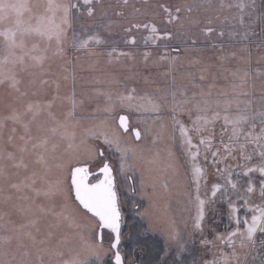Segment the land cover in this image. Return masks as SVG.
<instances>
[{
  "label": "snow or ice",
  "instance_id": "obj_1",
  "mask_svg": "<svg viewBox=\"0 0 264 264\" xmlns=\"http://www.w3.org/2000/svg\"><path fill=\"white\" fill-rule=\"evenodd\" d=\"M128 5L129 0H122V5L118 0L117 7ZM156 7L162 10L167 24L178 25L175 33L158 27L159 12L135 6L127 15L113 11L112 16L125 21L121 23L109 15L102 0H0V85L21 97L26 93L20 91V80L14 71L18 65L21 71L43 70L49 59L59 58L62 79L74 89L81 57L91 60L104 55L98 49L114 43L109 37L115 27L122 29L126 45L138 46L139 41L132 35L135 29L148 33L143 37L145 47L151 44L160 49L163 45L164 49L156 53L155 59L151 51L118 52L114 46L106 53L109 64L135 62L140 55L148 75L137 70L126 79H142L145 87L138 90L124 85V91L115 94L95 89L96 95L106 98L104 112L111 117L112 124L84 128L79 144L75 91L65 97L70 109L65 119L57 123L67 147L65 155L54 158V165L50 163L48 136H33L30 122L24 123L22 114L15 109L4 118L23 128L19 136L23 143H14L17 128L13 127L8 144L15 151H9L0 133V177L7 179L8 167L27 170L24 156L33 155L40 174L34 171L26 178L28 183L10 187L17 192L31 189L37 196H58L62 205L59 213L34 201L20 206L18 210L25 218L22 223L10 216H0V264H136L127 259L121 248L125 215L122 196L125 189L130 194L137 191L135 169L128 161L136 155L133 144L141 140L142 134L129 115H119L120 110L138 114L136 125L144 126V135L152 132L155 125L153 143L167 132L169 140L179 147V156L168 149L171 162L167 167L173 179L182 176L175 185L183 196L179 202L182 227L172 222L165 233V245L153 264H185L189 251L185 234L189 238L199 235L201 245L211 256L193 260L192 264H264V8H258L255 0H185L174 11L163 3ZM201 15L206 18L204 22ZM140 16L149 19L142 20ZM80 21L84 22L76 28ZM215 21L220 23L218 29L213 26ZM254 25L259 26V32ZM196 27L199 33L192 30ZM213 33L219 38L227 35L229 46L238 47V51L225 52L221 43L218 51L205 58L204 50L196 46L200 36L208 38ZM172 39L179 43L170 46L167 41ZM211 47L217 49L215 44ZM253 47L262 53L255 69ZM97 66L98 59L89 64V70H96ZM154 68H163L158 72L159 80L152 75ZM221 79L223 85L219 84ZM94 82L102 81L97 77ZM104 82L121 84L114 78ZM35 108V112L32 104L27 108L33 119L40 105ZM4 127L0 121V129ZM58 128L51 129L53 135ZM38 131H44L43 127ZM195 139L198 143H194ZM106 151L118 155V169L107 158ZM52 167L57 170L54 178L49 176ZM209 168L215 170L210 192ZM37 178L46 184L43 190L34 187ZM164 188L168 191L167 183ZM257 190L258 198L253 199ZM49 213L69 227L86 230V234L80 233L78 249L65 252L59 244H52L50 231L41 232L39 217ZM209 213L219 219L211 225V236L206 237L205 220ZM139 214L144 216L147 210ZM81 217L89 223L80 224ZM224 220L228 223L221 230L219 223Z\"/></svg>",
  "mask_w": 264,
  "mask_h": 264
},
{
  "label": "rangeland",
  "instance_id": "obj_2",
  "mask_svg": "<svg viewBox=\"0 0 264 264\" xmlns=\"http://www.w3.org/2000/svg\"><path fill=\"white\" fill-rule=\"evenodd\" d=\"M122 5V0H119ZM185 0H147V4L144 3V0H129V5L127 7H117L118 0H102L104 8L109 12V15L112 16L113 11H124L127 14L133 11V6L141 8L142 10H147L148 12L157 11L159 12V17L157 19V24L160 29H167L173 33L176 32L178 25H169L164 21V14L162 10L158 7L159 4L163 3L166 6H169L173 11L175 7L179 4L184 3ZM189 3H203L204 0H187ZM258 8H264V0H255ZM195 15V14H194ZM113 19L120 21L121 23H125V21L121 20L119 17L112 16ZM142 20H147L149 17H138ZM202 22L205 21V17L203 15L200 16ZM223 19V17H221ZM164 21V22H162ZM84 21L78 22L75 27L79 28L80 23ZM90 22V21H89ZM214 27L217 29L220 27L219 21L214 22ZM187 27V24H186ZM257 32H259V26H253ZM193 31L199 33V28H193ZM225 31L227 32V26H225ZM148 33L144 30L137 31L135 29L132 30V35H134L140 43L144 44L143 37ZM69 36H71V32H69ZM125 39V34L123 33L120 27H115L113 29V34L109 37V40L114 43H109L106 46H102L98 50L104 53V55L97 57H92L91 60L89 58L82 56L80 61L78 62V67L76 68V84L73 89L71 83H66L62 79V73L59 69V58L49 59L43 66V70L40 68H25L21 71V67L18 65L14 71L18 80H20V91L25 92L26 95L23 97L20 96L19 93L10 89L7 86L0 85V121H3L5 127L0 129V133H2V143L9 151H15L11 145L8 144V136L11 133V129L13 127L17 128V132L14 135V143L22 144L23 142L19 140V136L23 134V128L19 124H13L11 120H5L4 118L9 116L13 109L19 111L22 114V119L24 123L30 122L31 134L33 136H48V152L52 159H50V163L53 165L56 163L54 158H58L62 155H65V149L67 147V141L61 138L60 133L63 131L58 128V123L65 119L66 113L70 109V104L65 97L70 95L73 91H75L76 99H77V107L75 109L74 115L76 117V121H78V126L75 129L77 132L76 144H79L81 137L83 136V129L91 126H101L106 122L108 126H111L112 119L109 117L107 113L104 112V108L106 106V98L104 96L96 95L95 89H101L104 91L111 90L113 94L117 91H124V85H127L128 88L136 87L138 90H142L145 85L143 80H128L126 79L128 76L132 74L134 71H140L145 75L148 73L145 71L142 57L137 55L136 61H121L119 63L109 64L108 57L106 53L111 50L114 46L117 51H136L138 53H143L144 51H151L153 53V59L156 58V53L158 51H163V45H161L160 49H157L153 46L151 50H145L143 47L141 49L137 46L133 48L132 46L126 45L123 40ZM253 39H256L253 37ZM170 46H175L179 43L178 39H172L167 41ZM224 44L225 52L238 51L237 48H232L228 44L227 35L223 38H219L215 33L211 34L208 38H204L200 36V42L197 44V48L204 50V56L207 58L208 56H212L214 52L219 50V45ZM215 44L217 45V49H213L211 46ZM151 45V44H150ZM123 47V48H122ZM143 48V49H142ZM38 54V53H37ZM74 57V53H70ZM175 54V53H173ZM183 54V53H182ZM261 51L253 47L252 49V66L255 69L257 62L261 56ZM199 55V53H196ZM98 59V66L96 70H89V64L92 61H96ZM27 63H32L31 61H27ZM264 63V62H262ZM41 71L45 74L41 75ZM159 71H163L161 69H153L152 75L156 76L159 80L160 77L158 75ZM100 78L101 83L96 84L94 82V78ZM119 80L121 82L120 85L115 83H107L104 81L110 79ZM41 80L47 81V83H41ZM57 83L60 85L57 88ZM220 85L224 84V81L221 79L219 81ZM81 99L83 103H80ZM33 105V111H36L35 106L37 104L40 105V110L38 115L33 119V114L27 112L28 105ZM50 105V107H49ZM51 113V115H49ZM119 114L129 115L130 121L133 125L137 127L139 131H141L142 138L139 141H136L133 144V147L136 149V155L129 159V163L134 167L135 172L133 173L135 178L139 180H143L145 178L146 183L149 185L154 184H162L165 185L167 183L168 187L171 188L173 195L171 196V205L169 204V208H173L174 210V218L173 221L177 222V227L180 228L182 225L179 224L181 212H180V201L183 200V196L179 194L178 189L175 187L179 179L181 177H177L173 179L171 176V170L168 169V164L171 162L168 158V149L171 148L173 152H176V145L174 147L173 143L168 138V133L166 132L162 139L157 140L156 143H153V136L156 134V126L152 125L153 131L144 135V126L136 125L137 113H129L124 110H120ZM117 117V116H116ZM43 127L44 131H38V128ZM58 128V131L55 135L52 134V128ZM106 130H109L106 128ZM71 131V129H69ZM131 133V132H130ZM131 139L135 141V137L131 134ZM178 135V134H177ZM198 142V139L194 140V143ZM158 153V155H157ZM19 156V153H17ZM107 158L114 165V168H119V158L117 154L106 151ZM25 162L28 164L27 170L24 168H13L8 167L6 169L7 179L4 177H0V216H4L7 219L10 218L16 223L24 222L25 218L20 214L18 208L20 206H26L28 204L35 202L37 205H42L45 209H54L55 212L59 213L61 211V198L58 196H37L36 192L31 189H22L17 192L16 189L10 187L11 184H20V183H28L27 177L31 176L35 171L40 174L41 169L40 166L34 163L35 156L30 154H25L24 156ZM56 168L52 167L49 176L53 177L56 173ZM209 171V180H208V188L210 192L211 183L215 180V171L212 168L208 169ZM123 179L122 177L120 178ZM165 180H170L166 181ZM148 185V186H149ZM36 189L43 190L46 187L44 181L37 178V183L34 186ZM164 188V186H160ZM175 194V195H174ZM28 197V200H24L23 197ZM11 197L10 201H7L6 198ZM258 198V190L253 199ZM222 207V206H220ZM129 210L133 213L134 204H130ZM133 210V211H132ZM124 213L126 215V210L124 209ZM135 213V212H134ZM166 214L161 213L160 215ZM125 215L124 222L122 224L123 229V241H122V251L126 254L127 259L134 260L136 264H142L147 256V249L145 246H141L143 244L142 241H147L146 245L154 244L156 249H160L164 247L163 243L165 242V229L168 231V227H163L161 225L162 221L157 222V226H160V230H163L162 234L160 231H156L158 233L153 234L148 229H144L138 233L137 236H132L130 233L124 234L125 230ZM167 215V214H166ZM80 224L85 225L79 221ZM162 226V227H161ZM39 227L42 233L51 232L52 233V244H59L60 247L65 251H69L72 249H78L81 245L80 241V233L85 229H77L75 227H69L67 223L61 222L57 216L52 214H41L39 217ZM206 232V231H205ZM206 235V234H205ZM148 237H155L153 239H149ZM131 242L135 246L131 250V254L127 251V247L131 244ZM107 241L105 240V244ZM144 245V244H143ZM129 254V257H128ZM171 255L169 259L171 260ZM209 259L211 256L208 257ZM193 260H199L198 257L193 255L190 257V263L192 264Z\"/></svg>",
  "mask_w": 264,
  "mask_h": 264
},
{
  "label": "trees",
  "instance_id": "obj_3",
  "mask_svg": "<svg viewBox=\"0 0 264 264\" xmlns=\"http://www.w3.org/2000/svg\"><path fill=\"white\" fill-rule=\"evenodd\" d=\"M138 47L141 49L143 47L145 50H151L153 48L152 45L149 44L148 47H145L143 43H140ZM123 48V47H122ZM142 48V49H143ZM218 131V129H217ZM178 134V133H177ZM196 143H198L196 141ZM175 147V145H174ZM176 152L177 155H180L179 147L176 145ZM213 171H215L213 169ZM134 175V174H133ZM141 177L138 179L135 178V188L137 191L134 194H130L126 189L124 190V194L122 196V199L125 201V230L124 234L130 233L132 236H137L138 233L144 229H148L153 234L158 233L156 231H160L162 234L163 230H160V226H157V222H161V225L165 227H170V225L173 222L174 218V210L173 208H169V204L171 205V196L173 195L172 190L170 187H168V191H165V188H161L160 186H164L162 184H154L149 185L146 183L145 178L143 177V187H141ZM170 181V180H165ZM149 185V186H148ZM175 195V194H174ZM62 201V198H61ZM134 204V211L133 213L129 210L130 204ZM62 204V203H61ZM147 210V214L144 216H141L139 213H144ZM135 212V213H134ZM166 213L164 215H160L161 213ZM217 217L214 216V214L209 213L206 215L205 220V236L210 237L211 236V225L213 222H218ZM159 220V221H158ZM81 223L87 225L89 221L86 218L81 217L79 220ZM227 220H224L223 223H219V227L221 230L227 225ZM161 226V227H162ZM167 230L165 229V233ZM149 239H153L155 237H148ZM184 239L187 241V247L189 251L185 254V264L190 263V257L195 255L200 259L201 257L207 256V258L210 256L204 248L203 245L200 243V236L195 235L191 238H189L186 234L184 236ZM143 244L141 246H145L147 249V256L142 264H153V261L158 257V254L160 252V249H162V245L160 249H156L154 247V244L146 245L147 241H142ZM165 245V242L163 243ZM135 243L131 244L127 247V251H129V254H131V250L134 248ZM128 254V257H129ZM129 259V258H128Z\"/></svg>",
  "mask_w": 264,
  "mask_h": 264
},
{
  "label": "flooded vegetation",
  "instance_id": "obj_4",
  "mask_svg": "<svg viewBox=\"0 0 264 264\" xmlns=\"http://www.w3.org/2000/svg\"><path fill=\"white\" fill-rule=\"evenodd\" d=\"M119 115H122V114H119ZM116 119H117V121H118V115H117ZM129 134H131V133L129 132ZM133 137H134V136H133ZM113 166H114V165H113ZM105 245H107V243H106Z\"/></svg>",
  "mask_w": 264,
  "mask_h": 264
},
{
  "label": "water",
  "instance_id": "obj_5",
  "mask_svg": "<svg viewBox=\"0 0 264 264\" xmlns=\"http://www.w3.org/2000/svg\"><path fill=\"white\" fill-rule=\"evenodd\" d=\"M118 122V121H117Z\"/></svg>",
  "mask_w": 264,
  "mask_h": 264
}]
</instances>
